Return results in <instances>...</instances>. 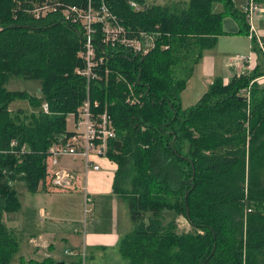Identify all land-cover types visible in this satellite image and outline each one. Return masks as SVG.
<instances>
[{
	"label": "trees",
	"instance_id": "16d2710c",
	"mask_svg": "<svg viewBox=\"0 0 264 264\" xmlns=\"http://www.w3.org/2000/svg\"><path fill=\"white\" fill-rule=\"evenodd\" d=\"M101 1L92 0L93 8ZM134 1L140 9L129 0L103 3L127 37L155 34L154 47L144 55L117 52L95 24L103 59L99 78L87 82L76 72L84 28L73 8L86 9L88 0H0V264L19 249L3 220L21 207L16 182L30 192L46 189L49 148L68 134L66 117L87 95L116 131L106 153L117 164L113 190L133 224L117 244L125 264H264V84H251L249 98L242 92L264 72L259 48L253 70L226 84L215 79L192 107L180 103L204 49L225 33L224 15L247 33L245 13L233 0ZM215 1L224 10L214 12ZM36 6L51 10L35 14ZM11 77L37 80L40 95L8 90ZM128 83L141 93L138 104L125 100ZM15 99L31 109L12 111ZM165 210L172 213L166 222ZM178 216L190 230H179Z\"/></svg>",
	"mask_w": 264,
	"mask_h": 264
},
{
	"label": "crops",
	"instance_id": "0c3cea01",
	"mask_svg": "<svg viewBox=\"0 0 264 264\" xmlns=\"http://www.w3.org/2000/svg\"><path fill=\"white\" fill-rule=\"evenodd\" d=\"M147 1L149 2V0ZM256 1L263 9L256 14L260 16L256 22L254 21L253 26L264 43V0ZM165 2L167 1L162 3ZM246 2L247 0L239 2V5L234 2V5L244 11ZM149 3L161 4L155 1ZM226 21L233 22L231 25L223 27L225 33L216 37L212 47L204 49L203 56L195 65L192 75L187 79L186 86L180 93L182 107L184 91L196 86L201 91L203 90L202 95L217 78H221L224 84L228 83L237 70L235 66H230L228 63L231 57L251 51L253 43L247 33L240 32L241 25L238 19L231 14H225L222 25L227 23ZM192 77L195 78L192 79ZM73 128L74 115L69 113L66 117V130L70 131ZM97 162L101 165L99 170H90L84 174L83 162L80 159L75 161L68 158L60 159V165L79 172V182L87 187L90 197L88 202L90 212L85 220L83 213L84 190L39 189V231L25 232L27 221L20 225L17 222V216H15L19 210L4 213L3 219L6 226L15 231L19 241V249L13 256L12 263L16 260L18 264L26 262L25 255L21 253L20 243L24 237L30 243V246L26 245L29 249L31 248L29 252L31 254L34 252L32 256L39 255V259L30 257L27 261L35 260L41 264H66V262L75 264L81 253L83 260L88 258L92 264L97 261L104 262V264H125L126 260H117L108 254L114 250L121 256L117 244L122 236L133 230L127 203L113 190L117 164L109 157H99ZM20 234H22V238ZM58 240L68 241L70 245L63 248L61 252Z\"/></svg>",
	"mask_w": 264,
	"mask_h": 264
},
{
	"label": "built area",
	"instance_id": "2783aa9c",
	"mask_svg": "<svg viewBox=\"0 0 264 264\" xmlns=\"http://www.w3.org/2000/svg\"><path fill=\"white\" fill-rule=\"evenodd\" d=\"M129 3L134 9H140V5L136 1L130 0ZM45 7L41 6L40 9ZM73 9L77 13L75 17L80 20L84 28V46L80 55L84 64L82 67L77 68L76 72L79 75L85 76L87 82L99 78L96 69L102 63L103 59L102 56L99 58L96 57L97 29L94 27L95 24H101V41L106 46H117V52L144 55L155 45V34L151 32L140 31L137 37H127L123 26L113 20L103 0L101 1L100 9L93 8L92 0H88V6L84 10ZM262 9L256 0H247L244 13L248 25L247 34L253 42L252 49L247 54L234 55L228 62L230 66H235L237 69H244V72L253 69L257 64V51L253 47L255 43H257L260 52L264 56V43L253 26L254 17ZM39 13L41 12L39 11ZM146 37H151L149 42L148 39H145ZM105 72L107 73V69ZM262 79H264V74L255 77L250 84L254 81L259 83ZM127 86L128 91L125 100L130 104H138L141 93L137 95L130 83ZM245 91L249 93V87L246 90H242V92L246 93ZM246 96L248 98V94ZM42 107L47 111L46 102L43 103ZM97 108L98 102L95 100L92 101L87 95L77 111L72 113L74 115V128L68 131L65 137L52 143L45 159L47 168L46 176L48 177L46 189L64 191L84 190V220L90 212V206L88 205L90 197L87 192V187L85 184L79 182V172L75 169L60 165V159L68 158L72 161L80 159L83 162L84 174H86L90 170L100 169L101 165L97 162V158H108L106 153L108 142L111 138L115 137L116 131L112 123V118L107 110L97 111Z\"/></svg>",
	"mask_w": 264,
	"mask_h": 264
},
{
	"label": "rangeland",
	"instance_id": "374dc122",
	"mask_svg": "<svg viewBox=\"0 0 264 264\" xmlns=\"http://www.w3.org/2000/svg\"><path fill=\"white\" fill-rule=\"evenodd\" d=\"M152 1H155V2L161 3V4H164V3H162L164 1H167L165 3L175 2L174 0H169V1L168 0H149V2H152ZM243 1L244 0H234L236 5H239V2H243ZM40 8H41L40 6H36L35 7V9H34L35 14H39V11L41 12V14H46L49 10H51L50 8H46V7L42 8V9H40ZM212 10L214 12H219V11L224 10L223 2L222 1L213 2ZM259 16L260 15H256L254 17L253 24H254V21L256 22V19ZM230 18L232 20H234L232 17H230ZM226 22L227 23H225L223 25V27L224 26L226 27V25H231V22H233V21H226ZM247 33H248V30H247ZM247 36H248V34H247ZM145 39H148V42H149L150 41L149 39H151V37H146ZM255 44H256V47H258L257 43H255ZM244 54H247V53H244ZM77 55L80 56L81 52H78ZM261 55L263 56V54H261ZM256 56L258 57L257 60L259 61V54L256 53ZM228 58H227V60H228ZM261 60H262V58H261ZM258 61H257V63H258ZM262 66L264 68V56H263V64H262ZM253 69H251V70H253ZM243 70L242 69H237L236 70V75L242 74V72H244ZM251 70H249V71H251ZM245 72H247V70ZM262 74H264V72ZM193 78H195V77H192V79ZM194 80H196V79H194ZM255 83L258 84V85H263L264 84V79H262V81H260L259 83L258 82H255ZM248 87L250 89V87H251L250 83H249V86L245 87L244 89L246 90V89H248ZM6 88L8 90H26L31 95H37V96L40 95L39 82L37 80L25 79V78H22V77H11L9 79V81L7 82V84H6ZM191 88L192 89H187V91H184V93L182 94V96H183V102H182L183 107L192 106L197 101V99L200 97V95H201V93L203 91V90L201 91L200 88L196 87V86L191 87ZM245 92H246V94H248V98H249L250 92L249 93H247V91H245ZM10 108H11L12 111H16L18 108H23V109H26V110H30L31 106H30V103L28 102L27 99H15L10 104ZM69 125L70 124L68 123V127H69ZM263 139H264V136H263ZM258 172L260 174V178L264 179V163H263V166L258 168ZM16 189H17V194L19 196V199L21 201V209H19V211L16 212L17 215H15V216H17V222L20 225H22L23 222L27 221L26 222L27 226H26L25 232L26 231H31V230L39 231V215H38L39 191L38 192H30V191H28L26 189L25 184L23 182H16ZM41 196H44V195H41ZM83 211H84V204H83ZM163 213L165 215V222H166L167 220L170 219V217L172 216V213H169L168 210H165ZM178 218L179 219L177 220V223L179 225L178 226L179 230L184 231V230H190L191 229V226L188 224V222L186 221V219L183 216H178ZM21 235L22 234H20V237L22 238ZM59 242H60L59 245H60V248H61V250H60L61 252H62L63 248H65V247L70 245L68 241L66 242V241L60 240ZM20 243H21V253H23L25 255V257H26L25 264H29V262H31V260L27 261L30 257L39 259V255L32 256L34 254V252L32 254H31V252H29V250L31 248L29 249V247H27L26 245H29L30 243L27 242L26 238L24 239V237H23L20 240ZM108 254L111 255L112 257H115L117 260H119V259L123 260L124 259L123 257H121L119 255L118 252H116L114 250L110 251ZM11 264H18V262L16 260L13 263L11 262ZM66 264H70V263L66 262ZM75 264H92V262H90L88 258L86 260H83L82 254L80 253V256L77 258V262ZM93 264H104V262L97 261V262H95Z\"/></svg>",
	"mask_w": 264,
	"mask_h": 264
},
{
	"label": "water",
	"instance_id": "95a60500",
	"mask_svg": "<svg viewBox=\"0 0 264 264\" xmlns=\"http://www.w3.org/2000/svg\"><path fill=\"white\" fill-rule=\"evenodd\" d=\"M62 264V263H61Z\"/></svg>",
	"mask_w": 264,
	"mask_h": 264
}]
</instances>
